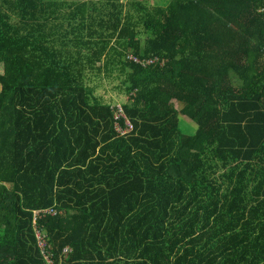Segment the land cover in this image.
<instances>
[{
    "label": "trees",
    "instance_id": "1",
    "mask_svg": "<svg viewBox=\"0 0 264 264\" xmlns=\"http://www.w3.org/2000/svg\"><path fill=\"white\" fill-rule=\"evenodd\" d=\"M263 2L0 0V264H264Z\"/></svg>",
    "mask_w": 264,
    "mask_h": 264
},
{
    "label": "rangeland",
    "instance_id": "2",
    "mask_svg": "<svg viewBox=\"0 0 264 264\" xmlns=\"http://www.w3.org/2000/svg\"><path fill=\"white\" fill-rule=\"evenodd\" d=\"M74 1H86V0H74ZM98 1V0H94ZM146 2L147 6L156 5L159 3L167 2V0H143ZM125 2V0H123ZM97 83L96 93L97 95L102 96L110 105L119 104L123 105L126 101V96L122 93H118L114 89L115 85L118 82V79H108V78H99L95 80ZM178 128L183 131L185 134H191L194 130H196V124L189 121V119L179 116L178 117Z\"/></svg>",
    "mask_w": 264,
    "mask_h": 264
},
{
    "label": "built area",
    "instance_id": "3",
    "mask_svg": "<svg viewBox=\"0 0 264 264\" xmlns=\"http://www.w3.org/2000/svg\"><path fill=\"white\" fill-rule=\"evenodd\" d=\"M264 4V2H263ZM264 9V6H263ZM111 106V110L113 113V119H114V130L120 135V136H124L128 133H130L133 129V126L131 124V122L128 120V118L125 116L124 114V110H123V105H119V104H113L110 105ZM120 121L123 122V126L120 125ZM39 213H48V214H55V211L53 209H46L43 210L42 212H35L34 215H37ZM36 236H37V240H38V245L40 247L44 246V241H43V236L39 235L38 232H36ZM64 254H67V252H69V250L67 248L64 249ZM50 262V261H49Z\"/></svg>",
    "mask_w": 264,
    "mask_h": 264
}]
</instances>
